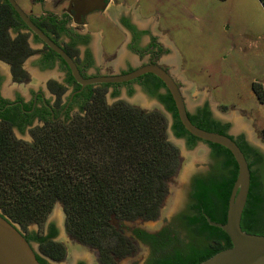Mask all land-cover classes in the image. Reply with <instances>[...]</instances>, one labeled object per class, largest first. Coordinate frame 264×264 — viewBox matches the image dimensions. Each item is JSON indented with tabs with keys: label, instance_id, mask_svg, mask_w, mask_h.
<instances>
[{
	"label": "trees",
	"instance_id": "obj_1",
	"mask_svg": "<svg viewBox=\"0 0 264 264\" xmlns=\"http://www.w3.org/2000/svg\"><path fill=\"white\" fill-rule=\"evenodd\" d=\"M105 87L91 88V98L72 119L37 128L32 142L18 140L10 126L0 125V212L27 232L29 242L39 244L36 255L42 264L63 261L66 247L50 238L57 234L53 225L50 235L28 227L42 226L57 202L64 207L68 233L96 248L102 264H119L132 255L136 246L122 222L157 219L179 166V149L168 140L165 114L125 100L108 104ZM253 90L264 101L262 84L253 83ZM147 91L172 113L175 135L185 138L189 147L196 146L200 139L183 126L171 93ZM189 117L200 128L229 135L230 123L214 118L209 104ZM261 134L264 139V128ZM235 141L252 170L241 226L264 235V152L244 134ZM209 144L212 167L192 180L188 211L155 234L132 229L133 237L152 249L146 264H199L232 246L226 232L207 217L226 222L238 165L226 147Z\"/></svg>",
	"mask_w": 264,
	"mask_h": 264
},
{
	"label": "flooded vegetation",
	"instance_id": "obj_2",
	"mask_svg": "<svg viewBox=\"0 0 264 264\" xmlns=\"http://www.w3.org/2000/svg\"><path fill=\"white\" fill-rule=\"evenodd\" d=\"M15 1L35 26L74 59L84 78L125 74L145 65L157 64L174 77L181 89L173 74L182 67L181 56L178 52L177 57H170L174 44L167 30L161 26V17L153 15L151 21H146L138 8V0L132 3L130 9H127L125 0H106L104 10L96 9L88 13L72 0H29L28 9L19 0ZM119 3L120 8H117ZM102 17L104 23L92 27L91 19L100 21ZM31 67L46 73L38 88L30 83ZM105 85V96L111 92V96L116 98L122 94V89H126L127 95L132 97L136 87H139L147 98L161 104L158 97L151 95L147 89L156 88L159 93L168 90L162 79L153 73H145L127 82L90 84L82 88L63 58L30 27L11 1L0 0V125L10 126L14 137L32 142L37 128L72 119L91 98V88ZM134 100L142 102L140 97ZM206 104L210 105L209 101L189 113H198V109ZM213 117L219 119L214 114ZM228 133L235 139L242 135L236 136L230 129ZM187 211L179 213L172 222ZM51 225L56 228L57 234L50 238L57 241L59 229L55 222H51L43 232L50 235ZM164 227L153 231L137 228L155 234ZM20 228L26 236L27 232ZM135 239L149 249V259L152 253L150 245ZM31 244L40 253L39 244Z\"/></svg>",
	"mask_w": 264,
	"mask_h": 264
},
{
	"label": "rangeland",
	"instance_id": "obj_3",
	"mask_svg": "<svg viewBox=\"0 0 264 264\" xmlns=\"http://www.w3.org/2000/svg\"><path fill=\"white\" fill-rule=\"evenodd\" d=\"M19 1L23 7L29 8V0ZM125 1L130 9L135 0ZM139 3L144 14L161 17V26L174 44V51L169 56H176L178 52L181 56L182 67L173 74L181 86L189 111L194 112L209 101L213 114L230 123L232 134H244L249 142L264 152L261 134L264 101L253 90V83H260L264 88V5L261 0H139ZM120 5L116 4V7L120 8ZM151 20L152 17L146 19ZM104 21L103 17L100 21L91 19V25L96 27ZM45 75V72L31 67L30 83L38 88ZM133 95L130 97L126 89H122L119 97L113 98L111 92L105 97L108 104L125 100L142 110L164 113L156 105V100L147 98L139 87ZM138 97L142 102L134 100ZM165 116L168 120L167 137L179 149L180 163L168 182V192L158 218L122 222L124 233L133 239L136 249L119 264L146 263L149 249L133 237L132 229L143 227L153 231L170 225L175 216L187 211L192 178L207 174L212 167L211 146L203 141L193 148L187 146L183 138L177 139L171 134L170 117ZM257 169L258 166H254V170ZM51 222H55L59 229L57 241L62 242L67 251L65 259L55 264H77L79 261L102 264L96 248L82 244L68 233L66 213L60 202L54 205L42 226L34 223L28 228L43 232ZM114 223L120 225L119 221L114 220ZM35 247L38 249L37 245Z\"/></svg>",
	"mask_w": 264,
	"mask_h": 264
},
{
	"label": "water",
	"instance_id": "obj_4",
	"mask_svg": "<svg viewBox=\"0 0 264 264\" xmlns=\"http://www.w3.org/2000/svg\"><path fill=\"white\" fill-rule=\"evenodd\" d=\"M10 1L30 27L63 58L69 66L75 80L81 84L82 88L90 84L127 82L145 73H153L162 79L173 97L179 118L185 129L201 141L226 147L233 154L238 165V175L229 197L226 222H215L210 217H207L211 225L219 227L226 232L232 241V246L219 251L199 264H264V235L249 233L243 230L241 226L243 211L247 204L251 188L252 170L247 157L235 139L230 134L208 131L194 124L189 117L188 105L182 90L179 88L174 77L160 65H145L125 74L84 78L74 59L35 26L15 0ZM72 3H76L79 7L84 8L86 13L96 9L104 10L106 8V0H72ZM156 105L165 114L169 115L171 134L179 139L172 129L173 115L163 104L156 102ZM176 144L180 145L178 143ZM36 253L37 251L34 246L27 240L24 233H22L20 225L8 220L0 212V264H42L38 260Z\"/></svg>",
	"mask_w": 264,
	"mask_h": 264
},
{
	"label": "crops",
	"instance_id": "obj_5",
	"mask_svg": "<svg viewBox=\"0 0 264 264\" xmlns=\"http://www.w3.org/2000/svg\"><path fill=\"white\" fill-rule=\"evenodd\" d=\"M136 1H137V0H136ZM138 4H139L138 8H139L140 11L142 12V16H144V17H146V18H150V17L153 16V14H151V15L144 14V12H143V7L140 5L139 0H138ZM152 19H153V17H152Z\"/></svg>",
	"mask_w": 264,
	"mask_h": 264
},
{
	"label": "bare ground",
	"instance_id": "obj_6",
	"mask_svg": "<svg viewBox=\"0 0 264 264\" xmlns=\"http://www.w3.org/2000/svg\"><path fill=\"white\" fill-rule=\"evenodd\" d=\"M194 155V154H193ZM194 157V156H193Z\"/></svg>",
	"mask_w": 264,
	"mask_h": 264
}]
</instances>
